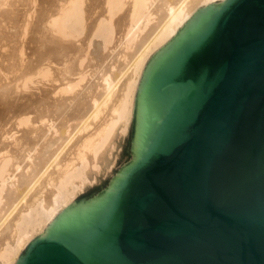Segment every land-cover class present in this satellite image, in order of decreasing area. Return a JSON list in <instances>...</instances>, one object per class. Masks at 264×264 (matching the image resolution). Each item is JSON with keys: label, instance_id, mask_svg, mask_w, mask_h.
<instances>
[{"label": "water", "instance_id": "1", "mask_svg": "<svg viewBox=\"0 0 264 264\" xmlns=\"http://www.w3.org/2000/svg\"><path fill=\"white\" fill-rule=\"evenodd\" d=\"M20 264H264V0H226L142 64L115 181Z\"/></svg>", "mask_w": 264, "mask_h": 264}, {"label": "bare ground", "instance_id": "2", "mask_svg": "<svg viewBox=\"0 0 264 264\" xmlns=\"http://www.w3.org/2000/svg\"><path fill=\"white\" fill-rule=\"evenodd\" d=\"M225 1L0 0V48L4 47L0 50H5L0 54V70L7 79L6 84L0 77V99L16 107L11 117L8 115V121L14 119L10 124L14 129L6 118L0 125V139L12 140H0V215H9L23 202L12 222L0 231V264H20L29 243L46 239L78 213L81 203L75 204L74 199L96 181L101 162L112 153L113 135L118 130L124 133L129 126L142 64L153 55L150 63L156 62L169 45L173 30L187 28L191 16ZM92 41L93 51L89 49ZM98 51L108 52L98 58L99 65L94 59V55L100 56ZM88 68L90 82L85 72ZM37 74L46 82L67 81L68 86L64 84L60 90L62 97H50L36 106L33 99L31 104L23 103L25 94L17 96L15 91L18 100L12 96L11 101L8 81L14 82V90L23 81L19 85L25 89L29 81H24ZM4 85L10 93L3 92ZM85 108L88 112L84 114ZM84 116L91 119L92 131L84 135L90 126L83 125V132L78 127L83 136L60 157L63 136L77 130L71 122L86 121ZM15 128L21 132L17 139ZM53 163L51 171L48 168Z\"/></svg>", "mask_w": 264, "mask_h": 264}, {"label": "rangeland", "instance_id": "3", "mask_svg": "<svg viewBox=\"0 0 264 264\" xmlns=\"http://www.w3.org/2000/svg\"><path fill=\"white\" fill-rule=\"evenodd\" d=\"M97 4V3H96ZM183 27V26H182ZM182 27H180L179 29H182ZM54 35V34H53ZM95 40V42H98L96 39H94ZM93 42L94 41H92V48H89V49H91L92 51H93ZM28 46H30L29 48L30 49H32L33 48V46H32V44H29ZM95 46V45H94ZM2 49L4 48V47H1ZM0 48V49H1ZM5 49H7L6 47H5ZM1 51V53L0 54H2L4 51L3 50H0ZM3 51V52H2ZM89 51V50H88ZM28 52V51H27ZM26 52V55L28 56L29 55V53H27ZM90 52V51H89ZM104 53V54H103ZM108 52H104V51H102L101 53H100V51H98V54H100V56L99 55H94V59H95V57H96V62H98V65H99V63H101L100 61H99V57H100V60L102 59V57H103V55H105V54H107ZM25 55V56H26ZM26 56V57H27ZM102 56V57H101ZM0 59H2V55H0ZM154 57V55L153 56H151L150 57V59H149V61H148V63H150V61L152 60V58ZM54 58V57H53ZM95 62V61H94ZM91 64H93L94 65V63L92 62H90V65ZM4 66H5V64H3ZM88 65H89V63H88ZM1 66H2V64H1ZM3 67V66H2ZM1 68V67H0ZM45 66L44 67H42V69L43 70H45ZM56 68H58V67H55V71L57 72L58 71V69H56ZM87 71V74H86V77H87V79H88V81L90 82L91 81V79L88 77L89 76V71H90V68H88V70H85V72ZM0 72L2 73V75H0V77L1 76H3L2 77V79H5V82H3V83H6L7 84V79H6V76L4 75V73H3V71L2 70H0ZM7 75V74H6ZM39 74H37V75H34V79H33V76H31L30 77V80H31V83H30V80H29V78L28 79H26L24 82L26 83V81L28 80L29 81V83H27L28 85H26L25 86V89H24V87L21 89V83L23 82H21V83H18V91H17V89L16 90H14V82L13 83H11L10 81H8V83L10 84H8L7 86L9 87V86H11V87H13V91H12V88L11 87H9V89L11 90H9L8 89V87L6 86L5 87V85L3 86V92H11L12 93V95H11V98H12V96L14 95V96H16L17 94V96H20L21 95V93L24 95V97H25V99L23 98L22 99V102H23V100H25V101H27V103L29 104V102H30V104H31V101H32V99L34 100V101H32V102H35V104H36V106H42L46 101H47V99H50V97H51V99L53 98L54 100L55 99H59L60 97H62L61 96V89L63 88V86L64 87H66L65 85H67V81H64V83L63 82H58V81H56V82H46V80H42L41 78H42V76H38ZM7 76H9V75H7ZM39 77V78H37V77ZM77 77V76H76ZM75 77V78H76ZM126 77V76H125ZM125 77L123 78V80H121V82H120V84H119V87H121L120 85H123V83H124V79H125ZM8 78V77H7ZM74 77L72 78L73 80L75 79ZM78 78V77H77ZM76 78V79H77ZM9 79V78H8ZM86 79V80H87ZM27 81V82H28ZM37 81V82H36ZM71 81V80H70ZM41 82V83H40ZM66 82V83H65ZM89 82L88 83H86V85H85V83H83L85 86L84 87H86L88 84H89ZM123 82V83H122ZM35 83V84H34ZM46 83V84H45ZM19 84H21V85H19ZM58 84H60V86L58 85ZM63 84V85H62ZM65 84V85H64ZM23 85H24V83H23ZM70 85V84H69ZM16 86V85H15ZM53 86V87H52ZM68 86V85H67ZM89 86V85H88ZM20 87V88H19ZM62 87V88H61ZM7 88V89H6ZM58 88H60V89H58ZM57 89V90H56ZM5 90V91H4ZM7 90V91H6ZM59 90V91H58ZM15 91H16V95H15ZM54 92V95H53V92ZM55 91H58V92H55ZM76 91V90H75ZM9 92V93H10ZM18 92V93H17ZM14 93V94H13ZM20 93V94H19ZM48 93H50V94H48ZM60 95H59V94ZM55 94H57V95H55ZM62 95H64V94H62ZM13 96V97H14ZM28 96V97H27ZM30 96L32 97V98H30ZM54 96H56V97H54ZM79 95L76 97V98H74L76 101L79 99ZM15 98V97H14ZM14 98H12V99H10L11 101H13L14 100ZM19 98V97H18ZM27 98H29V99H31V100H27ZM16 100H18L17 98H15ZM1 100V99H0ZM21 100V99H20ZM2 102H0V116H4L3 115V113L5 114V116L4 117H1L0 118V125L2 126L3 125V122L6 120V121H8V115H10V117H11V114L13 113H11V111L12 110H14V108H16V107H14L13 108V106L15 105H13V106H10L9 107V105L11 104V103H9V102H7L6 101V103H5V101L4 100H1ZM29 101V102H28ZM75 102V101H74ZM4 103V104H3ZM24 103V102H23ZM3 104V105H2ZM5 104H9V105H5ZM12 105V104H11ZM4 106V107H3ZM2 107V108H1ZM7 109H6V108ZM11 108V109H10ZM6 109V110H5ZM87 108H85V111L83 110V113L85 114L86 112H88V110H86ZM88 109H89V107H88ZM4 112H3V111ZM7 110H8V112H7ZM7 112V114H6V112ZM2 114V115H1ZM31 118H34V115H31L30 116ZM3 118V119H2ZM4 118H6V119H4ZM84 118H86L85 120L86 121H84V119L82 118V120H78V124H77V121H76V123L75 122H71V124H70V126L71 127H76V129L80 132H78V133H76L77 132V130L75 131V132H72L71 134H68V136L67 135H65V136H63L64 138H65V140H62L60 143L61 144H59V146L61 145V147H63V151H62V153L60 154V157L61 156H63L64 155V153L77 141V139L79 138V137H82L83 136V134L85 135V134H87V133H89V132H91L92 130L91 129H93V127H91V125H90V123H91V119H88L87 118V116L85 117L84 116ZM89 121H88V120ZM4 120V121H3ZM14 120V119H10V121H8L9 123V127L10 128H13L14 129V126L13 125H11L10 126V124H13V122L12 121ZM81 121H83L82 123L83 124H81L80 122ZM10 122H12V123H10ZM85 122H88V123H86L85 124ZM5 123V122H4ZM7 123V122H6ZM34 125H36L37 123H33ZM77 124V125H76ZM81 124V125H80ZM34 125H33V127H34ZM83 125H86V126H90V127H88V129L86 130V131H82L83 129ZM0 126V127H1ZM8 127V128H9ZM36 127H37V125H36ZM35 127V128H36ZM81 129V131L83 132V134H82V132L80 131V129ZM85 127V126H84ZM7 128V127H6ZM89 128H90V130H89ZM128 128H129V126H128ZM128 128H127V130L124 132V133H121L120 132V130H118L116 133H115V135H113V137H112V139H113V141L112 142H114V144L112 143V153L109 155V156H107V158H106V161L105 162H101L100 164V168H101V170H100V174L97 176V178H96V181H94V183H93V185H91V186H88L80 195H78L75 199H74V203L75 204H80V203H82V201H83V198H84V196L85 195H87V194H90V193H92V192H94V191H96V190H98V189H101V188H103V187H105V186H107V185H110V182H111V180L112 179H114L117 175H118V173H119V170H120V167H121V164H122V161H123V158H124V155H125V152H126V146H127V137H128ZM5 129V128H4ZM3 129V130H4ZM12 129V132L11 133H13L15 130H13ZM16 129V128H15ZM16 131H18V133H16L15 135H14V139L16 138H18V137H20L21 136V132H19V129H16ZM0 132H1V130H0ZM120 134H119V133ZM75 133V134H74ZM77 134V135H76ZM117 134V135H116ZM74 135V136H73ZM80 135H82V136H80ZM62 137V138H63ZM74 137V138H73ZM69 139V141H71V142H69V144H68V140ZM72 139V140H71ZM0 140H3V142H9L10 141V139H8V140H5V139H0ZM5 140V141H4ZM12 141V140H11ZM10 141V142H11ZM63 142V143H62ZM12 143V142H11ZM21 143V142H20ZM65 145H68V146H66V147H64ZM114 145V146H113ZM67 150H66V149ZM64 152V153H63ZM46 155H48V153L46 154ZM52 166H54V163H53V165H51L50 166V168H48V169H50L51 171L53 170V168H52ZM60 167V166H59ZM58 167V169L60 170L61 168H59ZM52 168V169H51ZM57 169V170H58ZM49 170V171H50ZM21 186V185H20ZM19 186V184H18V187H20ZM23 202H21V204H22ZM20 204V205H21ZM20 205H17V206H19L20 207ZM19 207L17 208L16 207V209H14L13 211L14 212H10V213H12V214H10L9 213V215H8V213H4L3 214V216L2 215H0V225L2 226H0V228H2V229H0V231L1 230H3L6 226H8L11 222H12V220L15 218V216H16V214H17V211H18V209H19ZM15 210H16V212H15ZM12 217H11V216ZM4 218H2V217ZM5 216V217H4ZM7 216H8V218H7ZM6 219V220H5ZM8 219H9V221H8ZM3 221H4V223H3ZM7 221V222H6ZM6 223V224H5ZM4 225V226H3ZM34 238V237H33ZM24 251V250H23ZM22 251V252H23Z\"/></svg>", "mask_w": 264, "mask_h": 264}]
</instances>
